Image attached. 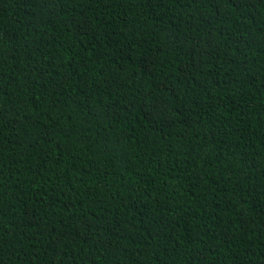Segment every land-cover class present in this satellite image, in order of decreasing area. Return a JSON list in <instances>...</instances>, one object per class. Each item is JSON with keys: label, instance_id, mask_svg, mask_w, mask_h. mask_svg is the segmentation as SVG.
Wrapping results in <instances>:
<instances>
[{"label": "trees", "instance_id": "16d2710c", "mask_svg": "<svg viewBox=\"0 0 264 264\" xmlns=\"http://www.w3.org/2000/svg\"><path fill=\"white\" fill-rule=\"evenodd\" d=\"M0 264H264V0H0Z\"/></svg>", "mask_w": 264, "mask_h": 264}]
</instances>
